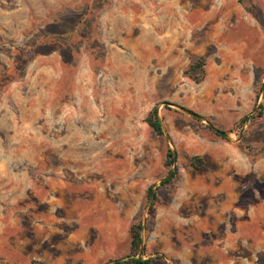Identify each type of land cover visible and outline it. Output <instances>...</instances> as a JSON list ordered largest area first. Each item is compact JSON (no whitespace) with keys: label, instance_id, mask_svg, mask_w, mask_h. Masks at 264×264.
I'll return each mask as SVG.
<instances>
[{"label":"rangeland","instance_id":"obj_1","mask_svg":"<svg viewBox=\"0 0 264 264\" xmlns=\"http://www.w3.org/2000/svg\"><path fill=\"white\" fill-rule=\"evenodd\" d=\"M139 220L151 264H264V0H0V264L139 256Z\"/></svg>","mask_w":264,"mask_h":264},{"label":"trees","instance_id":"obj_2","mask_svg":"<svg viewBox=\"0 0 264 264\" xmlns=\"http://www.w3.org/2000/svg\"><path fill=\"white\" fill-rule=\"evenodd\" d=\"M204 65V60H200L199 62L193 63L189 69H188V74L191 78L195 79L196 81H201L202 80V76L197 74V70L198 69H202ZM146 122L158 133V134H165V130L162 124V121L159 117L158 114V110L157 107L154 106L148 113L147 117H146ZM168 156L172 157L170 158V161H174V151L173 150H169L168 151ZM201 158L199 156H193L191 158V165H193L194 167L198 168L200 167L201 164ZM173 177V176H172ZM171 178L167 179L166 181H164L163 183H168L171 181ZM153 188L149 187L148 189V197L150 198L152 196L153 193ZM157 194L154 192L153 193V201L156 199ZM151 205H153V202L151 203ZM144 227L143 221L139 220L138 222H135L131 225L130 227V235H131V252L133 254H137V252L139 251L140 247H141V243H142V229ZM153 261L152 257H147V258H140L138 256L135 255H128L126 257H122V258H116V259H111L108 262H106L105 264H151Z\"/></svg>","mask_w":264,"mask_h":264},{"label":"water","instance_id":"obj_3","mask_svg":"<svg viewBox=\"0 0 264 264\" xmlns=\"http://www.w3.org/2000/svg\"><path fill=\"white\" fill-rule=\"evenodd\" d=\"M193 116L197 117V118H201V116L195 112H190ZM247 120H249V116L247 117ZM211 128L217 132L218 134H220L221 136L223 137H229V134L225 131V130H222V129H219L215 126H213L212 124L210 125ZM174 161L176 162L177 161V152L174 150ZM174 175V171L171 170L170 173L164 177L161 178V182H164L166 181L167 179L171 178L172 176ZM154 193V192H153ZM153 193H152V196H153ZM152 196L149 198V200L152 199ZM144 250H145V246L143 243H141V248H140V254L138 257H142V254L144 253Z\"/></svg>","mask_w":264,"mask_h":264}]
</instances>
